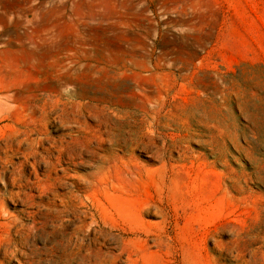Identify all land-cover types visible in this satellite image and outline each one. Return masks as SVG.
Instances as JSON below:
<instances>
[{
	"label": "rangeland",
	"instance_id": "1",
	"mask_svg": "<svg viewBox=\"0 0 264 264\" xmlns=\"http://www.w3.org/2000/svg\"><path fill=\"white\" fill-rule=\"evenodd\" d=\"M48 170L107 263L264 264V0H0V264H75Z\"/></svg>",
	"mask_w": 264,
	"mask_h": 264
},
{
	"label": "bare ground",
	"instance_id": "2",
	"mask_svg": "<svg viewBox=\"0 0 264 264\" xmlns=\"http://www.w3.org/2000/svg\"><path fill=\"white\" fill-rule=\"evenodd\" d=\"M54 108V107H53ZM50 112V110H49ZM59 113V112H58ZM67 113V112H66ZM49 114V113H48ZM61 114V113H59ZM64 114V113H63ZM66 115V114H64ZM122 116V115H121ZM59 117V115H58ZM65 117V116H64ZM45 119V118H44ZM47 119V118H46ZM64 119V118H63ZM67 119V117L65 118ZM50 121V120H49ZM60 121L62 122V119H60ZM66 121V120H64ZM29 122V121H28ZM71 122V121H70ZM81 122V121H80ZM79 122V123H80ZM31 123V122H30ZM47 123V122H46ZM45 123V124H46ZM104 123V122H103ZM34 124V123H33ZM65 124V123H64ZM98 124V123H97ZM99 124H101L99 122ZM98 124V125H99ZM111 124V123H109ZM85 126V125H83ZM80 127V126H79ZM105 127V126H104ZM85 128V127H84ZM84 128L82 130L79 131V133L77 134H82V132H87L84 130ZM106 131H111L112 129H115L114 126L112 125H107L106 126ZM26 129V128H25ZM32 129V128H31ZM98 129V128H97ZM100 129V127H99ZM111 129V130H110ZM24 130V129H23ZM30 130V129H29ZM33 130V129H32ZM31 130V131H32ZM93 130V129H92ZM96 130V129H95ZM94 130V131H95ZM100 131V130H99ZM105 131V132H106ZM24 132V131H22ZM27 132V130H26ZM29 132V131H28ZM36 132V131H35ZM93 132V131H92ZM112 132V131H111ZM96 133V132H95ZM110 133V132H109ZM32 134V133H31ZM113 134V133H112ZM71 136V135H70ZM69 136V137H70ZM26 137V136H25ZM39 137V136H38ZM45 137V136H44ZM87 137V136H86ZM28 138V137H27ZM31 138V137H30ZM35 138V137H34ZM77 138V137H76ZM84 138V137H83ZM109 138V137H108ZM111 138V136H110ZM61 139V137H60ZM64 139V138H62ZM61 139V140H62ZM69 139V138H68ZM72 139V136H71ZM102 139V138H101ZM106 139V138H105ZM26 140V139H24ZM31 140V139H30ZM38 140V138H37ZM56 140V139H55ZM67 139L65 138V141ZM70 140V139H69ZM73 140V139H72ZM89 140V139H88ZM104 140V139H103ZM110 140V139H108ZM35 141V140H34ZM39 141V140H38ZM57 141V140H56ZM59 141V140H58ZM56 143V145L53 144V149H55L56 153H57V158H60L62 156V154H64L67 150H66V146L65 144H68L67 142H59ZM64 141V140H63ZM78 141V140H77ZM52 142L55 143V141L53 140ZM98 142V141H97ZM41 143V142H40ZM43 143V142H42ZM61 143V144H60ZM71 143V142H70ZM70 145H73L70 144ZM34 146V145H33ZM43 146V145H42ZM69 146V145H68ZM80 146V145H79ZM51 147L46 148L47 151L50 152ZM85 148V147H83ZM31 150V149H30ZM81 152V149H78ZM84 150V149H83ZM46 151V152H47ZM37 151H35L36 153ZM33 153V152H32ZM34 153V154H35ZM52 153V151H51ZM49 154V153H48ZM45 155V154H44ZM56 155V154H55ZM69 154L67 153V156ZM41 156V155H40ZM49 157V156H48ZM48 157H45V159ZM56 158V157H55ZM57 160V159H56ZM60 160V159H59ZM55 161V160H54ZM61 162V161H60ZM58 163V162H57ZM47 165H49V163H47ZM46 165V166H47ZM51 165V164H50ZM53 165V164H52ZM55 167L57 166L56 164L54 165ZM53 167V166H52ZM51 167V168H52ZM46 168V167H45ZM55 170V169H54ZM66 172V171H65ZM76 176V175H75ZM38 177V176H37ZM79 178V177H77ZM85 178V177H84ZM36 179V178H35ZM64 180V179H63ZM80 180V179H79ZM89 180V179H88ZM93 182V180H91ZM65 182V181H64ZM82 182V181H81ZM62 183V179L59 176H53L51 170H48L47 172L43 173V177L42 178H37L36 180V187L38 189L39 192L41 193H47V192H52L53 195H55L60 201H61V208L55 210L56 211V215L57 217L59 216H63V215H72V219L76 221L75 225H74V230H73V237H74V242L73 243V257H74V263L75 264H112V263H107L106 260H104L103 258H105V256L103 258L100 257L99 254H101V252H97L98 250L93 248V245L97 244L98 242H100L101 240L105 241V240H109L110 239V234L109 231H113V230H117V233L115 234V236L117 237V241L122 245H127L130 241H131V237L128 236L127 231L125 230V228L123 227H119L116 224V221H114L111 216L108 214L107 209L100 205V204H95L92 197H90L88 195L84 196L83 198L80 197L79 195V190H83V191H88L89 189H87L86 187H79V185L74 184L73 187L74 189L69 191L68 193H59L57 192L56 188L58 187V185ZM84 183V182H83ZM65 184H67L65 182ZM86 184V183H85ZM72 185V184H71ZM90 185V184H89ZM94 188V187H93ZM91 191V190H90ZM89 191V192H90ZM85 194V193H84ZM87 194V193H86ZM20 196L21 201L27 203L29 200L33 199V196L30 195L28 193V191H23L20 190L19 192H11L9 197L11 199L15 198V196ZM16 199V198H15ZM97 203V202H96ZM1 217V214H0ZM60 217V218H61ZM64 217V216H63ZM67 218V217H66ZM88 218V221H86L85 219ZM63 219V218H62ZM65 222L67 221L66 219H63ZM62 221V220H61ZM62 223V222H61ZM62 225V224H61ZM64 226V224L62 225ZM111 233V232H110ZM168 233V232H167ZM23 234V233H22ZM19 234L18 239H16L14 241V245H20L23 246L24 244H26L28 241L23 238L22 235ZM85 236H87L88 241L85 242ZM70 239V238H69ZM102 241V242H103ZM70 242V243H71ZM104 244V242H103ZM121 245H120V249H121ZM100 246V244H99ZM69 247V246H68ZM97 250V251H96ZM17 252V249H15V253ZM120 252V251H119ZM121 252H123V249H121ZM127 257H130V254H127ZM111 262V259H110ZM132 263V262H131Z\"/></svg>",
	"mask_w": 264,
	"mask_h": 264
}]
</instances>
